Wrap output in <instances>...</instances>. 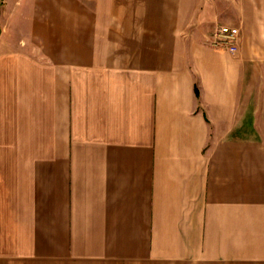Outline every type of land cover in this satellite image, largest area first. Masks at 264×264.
I'll return each instance as SVG.
<instances>
[{"label": "crops", "instance_id": "crops-1", "mask_svg": "<svg viewBox=\"0 0 264 264\" xmlns=\"http://www.w3.org/2000/svg\"><path fill=\"white\" fill-rule=\"evenodd\" d=\"M0 264H264V0H0Z\"/></svg>", "mask_w": 264, "mask_h": 264}, {"label": "built area", "instance_id": "built-area-1", "mask_svg": "<svg viewBox=\"0 0 264 264\" xmlns=\"http://www.w3.org/2000/svg\"><path fill=\"white\" fill-rule=\"evenodd\" d=\"M213 46L220 50L232 53L237 51V44L240 38V30L237 27L222 26L216 34Z\"/></svg>", "mask_w": 264, "mask_h": 264}]
</instances>
